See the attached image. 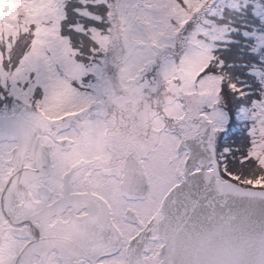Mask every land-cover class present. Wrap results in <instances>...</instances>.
Returning <instances> with one entry per match:
<instances>
[{"label":"snow or ice","instance_id":"obj_1","mask_svg":"<svg viewBox=\"0 0 264 264\" xmlns=\"http://www.w3.org/2000/svg\"><path fill=\"white\" fill-rule=\"evenodd\" d=\"M0 264H264V0H0Z\"/></svg>","mask_w":264,"mask_h":264}]
</instances>
